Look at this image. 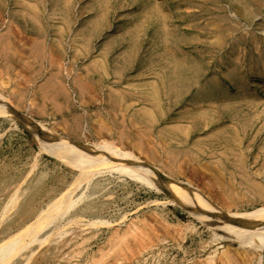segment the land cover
<instances>
[{
    "label": "rangeland",
    "instance_id": "1",
    "mask_svg": "<svg viewBox=\"0 0 264 264\" xmlns=\"http://www.w3.org/2000/svg\"><path fill=\"white\" fill-rule=\"evenodd\" d=\"M21 117L129 152L160 182L93 178L75 210L105 223L27 264H264L255 225L220 219L264 207V0H0V210L26 177L0 232L77 178Z\"/></svg>",
    "mask_w": 264,
    "mask_h": 264
},
{
    "label": "bare ground",
    "instance_id": "2",
    "mask_svg": "<svg viewBox=\"0 0 264 264\" xmlns=\"http://www.w3.org/2000/svg\"><path fill=\"white\" fill-rule=\"evenodd\" d=\"M21 123L30 131L37 148L41 152L53 157L70 156L75 159V161L73 160L69 162L68 165L77 173V178H74V181L72 180L73 182L67 187L68 189L60 192V194L43 204L35 212L30 221L20 225L12 233L4 231L0 232V264H27L31 257L42 250L46 244L52 245L54 247H52L54 252L59 253L64 249L63 246H60V240L67 232L69 233L72 231L74 236L71 239L76 240L78 237L86 233L89 227L104 224L105 222L103 221L89 219L83 214L81 209L75 210V207L79 203L90 197L88 193L92 187L91 182L93 178H102L105 180V178L109 176L107 172L111 169H116L117 173L122 177L132 176L142 183L160 184L157 177L151 175L153 171L152 169L148 168L143 171H136L127 165L131 163L135 166H144L142 162L129 152H121L110 145H74L47 132L38 123H34L22 117ZM90 153L94 156L90 155ZM90 163H94V167L88 168ZM25 178H22L20 182L12 187L7 201L4 202L5 204L1 207L0 221L6 217L16 205L18 194ZM181 184L183 186L175 185V187L188 197L203 200L206 203V206L209 207L211 215L219 216L218 210L210 205L206 196L189 184ZM161 185L168 193L170 192L169 189L166 188L165 182H162ZM5 190L7 191L6 188ZM174 199L178 204L187 207L197 218L206 219V217L201 214L192 203L183 202L177 196H174ZM227 219L240 227H250L255 225L254 229L259 233V236L264 239V207L252 215L230 214ZM63 243L64 242L61 244ZM74 251L72 252L75 253ZM66 254L67 253H65V255ZM54 257L56 258V256ZM263 258L264 251L261 260H263Z\"/></svg>",
    "mask_w": 264,
    "mask_h": 264
},
{
    "label": "water",
    "instance_id": "3",
    "mask_svg": "<svg viewBox=\"0 0 264 264\" xmlns=\"http://www.w3.org/2000/svg\"><path fill=\"white\" fill-rule=\"evenodd\" d=\"M223 218V220H228L226 217H220V219H222Z\"/></svg>",
    "mask_w": 264,
    "mask_h": 264
}]
</instances>
